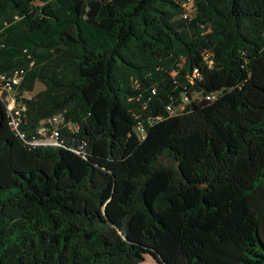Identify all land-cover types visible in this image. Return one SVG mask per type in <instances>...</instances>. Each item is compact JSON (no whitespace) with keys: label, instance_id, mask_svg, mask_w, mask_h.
<instances>
[{"label":"trees","instance_id":"16d2710c","mask_svg":"<svg viewBox=\"0 0 264 264\" xmlns=\"http://www.w3.org/2000/svg\"><path fill=\"white\" fill-rule=\"evenodd\" d=\"M186 4L0 0V264H264V0Z\"/></svg>","mask_w":264,"mask_h":264},{"label":"built area","instance_id":"2783aa9c","mask_svg":"<svg viewBox=\"0 0 264 264\" xmlns=\"http://www.w3.org/2000/svg\"><path fill=\"white\" fill-rule=\"evenodd\" d=\"M190 8H191V6H190V0H187L186 9L189 10ZM22 73H23L22 71L19 72L20 75ZM19 80H20V78L18 76V73H15L10 78H5L4 76H0V84L2 83L4 85V87L8 91L12 90V87L14 85L18 84ZM6 107H7V110L9 112L15 111V104H14L13 101L9 102ZM16 113L17 112H15V114ZM58 121L59 120H58L57 117H53L52 120H51V122H53V123H57ZM11 124L13 125V128H16L17 122L14 119L11 120ZM42 132L43 133L45 132V129L44 128L39 131V133H42ZM57 138H58V132L56 130L52 131L50 133V135H49V141H48V143L49 144L56 143L57 142Z\"/></svg>","mask_w":264,"mask_h":264},{"label":"rangeland","instance_id":"374dc122","mask_svg":"<svg viewBox=\"0 0 264 264\" xmlns=\"http://www.w3.org/2000/svg\"><path fill=\"white\" fill-rule=\"evenodd\" d=\"M42 89H43V85L40 84V83H37L36 86H35L33 94L38 92V91H40V90H42ZM141 264H159V262H157V260H155L152 256L145 255L144 261Z\"/></svg>","mask_w":264,"mask_h":264}]
</instances>
